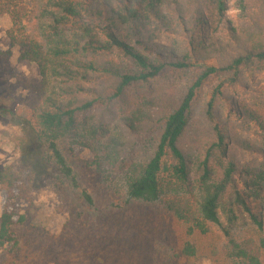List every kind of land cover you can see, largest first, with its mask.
Here are the masks:
<instances>
[{
    "label": "trees",
    "instance_id": "obj_1",
    "mask_svg": "<svg viewBox=\"0 0 264 264\" xmlns=\"http://www.w3.org/2000/svg\"><path fill=\"white\" fill-rule=\"evenodd\" d=\"M239 22L227 16V0H46L45 42L7 32L19 60L37 67L41 103L31 133L61 174L72 182L79 162L60 149L66 138L104 137L106 159L128 176L127 203L156 204L183 229L186 260L205 257L196 238L220 233L209 258L223 264H261L264 257V0H235ZM69 26L76 29L66 31ZM195 70L185 94L168 95L154 81ZM215 83L198 106L196 92ZM252 94V106L233 92ZM207 124L191 131L194 112ZM232 117H236V122ZM113 121V122H112ZM121 130L112 133L110 123ZM252 130L253 133H251ZM0 249L16 257L15 223H24L14 202L26 201L28 184L13 167L0 169ZM88 205L93 198L86 191ZM242 221L244 232L233 231ZM60 246L59 259L81 264L90 257V234ZM14 260V259H13Z\"/></svg>",
    "mask_w": 264,
    "mask_h": 264
},
{
    "label": "rangeland",
    "instance_id": "obj_2",
    "mask_svg": "<svg viewBox=\"0 0 264 264\" xmlns=\"http://www.w3.org/2000/svg\"><path fill=\"white\" fill-rule=\"evenodd\" d=\"M18 12L17 33L29 36L40 43L45 42L46 21L42 12L46 0H1ZM228 18L239 22L235 0H227ZM13 28L9 14L0 16V169L13 167L24 176L28 184L29 197L26 201L14 202L24 223H15L14 236L19 244L15 258L9 254L10 247L0 249V264H66L59 259L60 246L68 241L80 243V235L90 234V256L79 251L81 264H223L209 258L212 248L221 245L220 233L196 238L198 247L205 257L186 260L181 257L185 235L183 229L165 213L159 205L127 203L128 176L125 169L106 159L103 135H83L66 138L60 144L65 154L79 162L92 163L97 160L99 169L81 165L76 171L74 182L65 178L54 165L47 149L40 145L31 126L35 124L33 112L41 103V77L37 67L19 60V51L10 46L7 32ZM76 29L69 26L66 31ZM196 71L167 73L157 78L154 85L163 87L168 95L185 94L192 86ZM264 86V75L250 82L252 88ZM215 83L213 77L204 81L196 92L198 106L206 98V92ZM237 99L252 106V94L244 90L233 92ZM191 131L200 136L208 126L200 116L201 108L195 109ZM236 122V117H232ZM113 122V121H112ZM110 123L112 133L121 130ZM252 130L251 133H253ZM86 191L93 198L88 205L81 198ZM2 201L0 196V215ZM242 221L233 231L235 235L244 232ZM68 243H66L67 246ZM14 259V260H13ZM264 264V257L261 258Z\"/></svg>",
    "mask_w": 264,
    "mask_h": 264
}]
</instances>
